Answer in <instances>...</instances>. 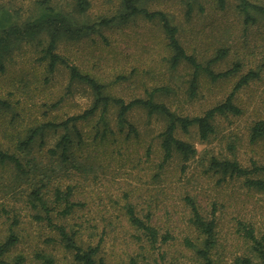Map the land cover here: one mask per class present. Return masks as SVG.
<instances>
[{
	"label": "rangeland",
	"instance_id": "obj_1",
	"mask_svg": "<svg viewBox=\"0 0 264 264\" xmlns=\"http://www.w3.org/2000/svg\"><path fill=\"white\" fill-rule=\"evenodd\" d=\"M76 1L0 0V31L34 20L45 6L65 13L77 25L90 23L116 13L121 0H87L84 13L75 10ZM249 1L264 7V0ZM145 4L169 15L188 54L205 64L223 49L226 54L211 64L212 69L222 71L239 63L237 75L212 82L202 74L196 95L190 97L191 67L181 63L171 69L159 24L141 18L80 39H63L57 52L102 83L107 94L126 101L145 97L153 87H168V93L158 92L155 99L187 116L201 115L222 101L241 73L255 69L259 78L237 92L241 113L215 117L214 132L205 141L198 138L195 126L188 133L177 130L176 136L193 144L196 153L186 161L175 155L162 163L157 135L164 120L133 108L128 120L139 136L126 137L127 130L118 129L115 107H111L109 120L115 133L105 141L94 138L98 114L77 123L83 141L74 145L71 156L82 166L75 169L70 161L60 159L59 152L52 156L48 151L63 134L60 128L45 129L42 137H35L30 151L19 150L18 142L34 126L81 113L92 105L93 96L85 84L70 81L65 66L47 70L42 58L44 33L29 41H13L0 71V100L10 105L0 108V148L19 157L24 173L12 162L0 161V236L7 228L19 235L14 253L30 258L35 250H48L55 252L59 264H77L69 251L46 241L56 236L55 231L33 217L43 212L31 207L28 196L40 187L49 207L59 210L63 206L53 201L54 190L64 191L69 185L71 201L80 205L67 217L56 215L55 210L50 216L69 231L77 229V243L83 246L94 245L105 233L100 247L107 262L123 260L143 245L147 256L139 257L136 264H203L196 255L201 237L190 222L191 208L185 201L190 197L203 217L215 220L211 264H233L244 257L251 264H261L244 228H251L257 238L264 237V191L247 188L241 177L215 171L210 161L229 159L246 168L253 163L264 166V139L252 142L249 138L252 124L264 120V13L252 12L253 23L245 22L237 0H225L222 8L217 0H147ZM71 137L75 139L72 131ZM126 204L140 218H149L159 235L155 243L149 245L142 230L128 224ZM125 233L133 236V244L127 246L121 239ZM119 254L123 255L117 258Z\"/></svg>",
	"mask_w": 264,
	"mask_h": 264
},
{
	"label": "trees",
	"instance_id": "obj_2",
	"mask_svg": "<svg viewBox=\"0 0 264 264\" xmlns=\"http://www.w3.org/2000/svg\"><path fill=\"white\" fill-rule=\"evenodd\" d=\"M145 2L147 0H121L120 6L116 13L111 16H103L98 20L90 23L75 24L65 13L52 9L50 6H45L39 16L34 20L27 21L22 25H9L0 31V71L3 70L4 61L6 59L5 52L10 47L13 41H29L33 38L45 34V45L43 48L42 58L47 63V70L53 72L57 66L63 65L67 68L69 79L73 82L85 84L92 96V105L83 110L81 113L68 116L59 121H46L38 126L29 129L24 139L18 142V149L21 151H30L31 145L36 136L42 137L45 129H62L64 132L55 143L53 148L48 151L53 156L59 152L60 159L70 161L71 167L80 169L82 164L74 156L72 158L73 147L80 146L83 138L82 133L77 127V123L90 120L94 115L98 114V121L95 124L94 138H99V141H105L109 135H113L115 131L110 125L109 109L115 107V124L120 131L126 128V137L132 135L138 137L139 133L133 123L128 120V113L133 108L143 109L147 115H156L164 120V126L158 133L159 146L162 152V163L168 162L173 156L178 155L184 161L188 160L196 153V148L190 142H187L176 136V131L180 130L183 133H188L190 127L195 126L197 135L200 140H207L214 132L213 120L220 115H239L241 107L236 103L237 92L240 88L248 85L251 81L259 78V72L255 69H247L236 80L233 88L228 95L220 102L206 109L201 115L187 116L176 113L171 108L155 99L158 92L168 93V87H153L146 93L145 97H135L128 101L121 97H114L106 93L105 86L97 81L89 74L82 73L76 65L70 63L64 56L57 52L58 44L63 39H80L93 33H98L101 29L111 28L115 25L126 24L136 18L145 19L147 21L157 22L164 34L167 48L170 51L168 63L171 69L177 68L181 63H186L192 69L191 78L188 86V95L194 97L198 88V78L200 75H205L212 82L224 80L229 77L236 76L241 66L239 63H234L230 68L215 72L211 64L226 54L223 49H218L213 59L205 64L199 62L194 55L188 54L185 48L181 45L178 38L177 26L171 21L169 15L163 10L147 8ZM218 5L222 8L225 5V0H217ZM87 0H77L75 10L77 13H84L88 7ZM189 6V3H188ZM237 9L243 15L245 22L254 21L252 12H263L264 7L251 3L249 0H237ZM10 105L4 100H0V108H9ZM100 124V125H99ZM71 131L75 135V139L71 137ZM250 141L264 139V120H256L249 134ZM0 161L12 162L14 167L24 173L23 165L19 157L15 154H8L0 148ZM210 168L220 172L223 175L241 177L247 188L264 191V166L253 163L251 167L246 168L241 166L235 160L211 158ZM45 185V184H42ZM71 186H66L62 191L60 187L54 190V199L56 205L62 204L59 210L54 207H49L47 200L41 193V188H35L29 193L30 205L33 209L43 212V215L35 213L33 216L38 221H46L47 224L55 231V237H50L46 241L48 243H57L62 248L69 251L72 259L77 264H136L137 259L144 253L143 245H140L135 254L129 255L127 258L115 259L112 262H107L101 253V241L104 234L99 240L95 241L94 245L88 244L83 246L77 243V234L79 231L67 230L65 225L56 224L53 222L50 212L56 211V215L67 217L74 212V208L80 203L71 201ZM185 201L191 208L190 222L201 237V245L196 251L197 257H202L203 264H211L209 253L214 245L215 220L213 216L209 219L197 210L192 198L187 197ZM126 210V219L130 226L138 230H142L148 240V244L155 243L158 238V232L154 226L149 223V218L146 220L137 216L134 209L129 204L124 206ZM16 223V218L14 219ZM245 236L252 243V250L260 259L261 264H264V237L257 238L251 228H244ZM106 235V234H105ZM124 235V236H123ZM121 239L125 244H133V236L123 234ZM136 241L141 239L138 234H134ZM161 239L165 240L166 235ZM19 242V235L12 229H5L0 236V264H59L57 255L53 251L35 250L32 256L21 252H12V249ZM189 246L194 247L192 242ZM123 254L116 257L120 258ZM176 262V261H174ZM251 264V260L244 257L233 264Z\"/></svg>",
	"mask_w": 264,
	"mask_h": 264
}]
</instances>
